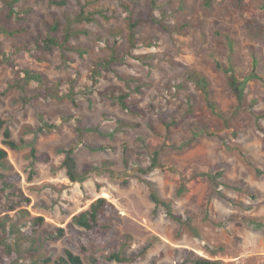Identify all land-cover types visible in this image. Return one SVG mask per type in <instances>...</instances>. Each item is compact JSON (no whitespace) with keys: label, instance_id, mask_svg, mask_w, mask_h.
Segmentation results:
<instances>
[{"label":"rangeland","instance_id":"374dc122","mask_svg":"<svg viewBox=\"0 0 264 264\" xmlns=\"http://www.w3.org/2000/svg\"><path fill=\"white\" fill-rule=\"evenodd\" d=\"M65 1L0 0V122L21 146L0 137V222L42 216L51 232L107 193L119 213L106 254L135 260L103 264H182L186 251L264 264V0ZM81 8L91 20L75 21ZM70 27L88 35L65 43ZM37 38L61 45L39 49ZM191 73L208 79L219 115ZM121 92L142 115L121 108ZM79 247L66 238L45 251Z\"/></svg>","mask_w":264,"mask_h":264},{"label":"trees","instance_id":"16d2710c","mask_svg":"<svg viewBox=\"0 0 264 264\" xmlns=\"http://www.w3.org/2000/svg\"><path fill=\"white\" fill-rule=\"evenodd\" d=\"M52 4L58 6H65V0H50ZM102 14V10L100 11ZM89 15L85 16V9L81 8V11L77 15L75 21L91 20ZM95 19V18H93ZM142 21H147L143 19ZM138 26V25H136ZM7 34H16L20 30L5 29L2 31ZM78 33H84L88 35L87 31L76 30L72 31L71 27L65 34V43L70 41L73 36ZM37 47L41 49V45L47 51H53L55 47H59L61 43L56 38H47L44 41L41 38H37ZM233 51V47L230 44V52ZM84 52H90L88 50H81V54ZM102 66V65H101ZM231 76L229 83L235 90L237 99L242 101L244 99V91L242 84L237 80L235 70L230 68ZM27 82L37 81L43 83L44 77L39 73H33L31 71H24ZM189 79L193 80L197 87L200 88L201 92L205 97L206 104L211 108L214 114L219 115V109L216 102L213 100L211 95V89L209 87V81L205 76H201L197 73H191L188 76ZM115 100L119 103L124 111L129 112L133 116L142 115V110L139 108L140 101L132 99L131 94L121 92L115 97ZM168 110V109H166ZM166 112H161L162 124H166ZM165 116V117H164ZM5 123L0 122V129H3V133L0 137L3 138L2 144L13 151L20 150L21 146L12 138L11 130L4 127ZM33 157H35V150L32 151ZM42 160H47L46 156L41 157ZM8 152L7 150L0 148V167L7 169ZM65 166L68 170L69 177L76 181V163L73 158V153L70 151L67 153L65 160ZM19 177V176H18ZM26 215H30L28 211L23 210ZM119 212L116 206L104 197L98 198L87 208L77 214H75L70 222L65 227H54L53 231H48L44 228L46 221L42 216L32 217L30 224L24 223L21 227H17L15 224L10 223L6 228V222H0V248L2 254L0 255V264H84L83 256L89 259L91 264H103L107 261H117L119 263L129 262L135 260V258H126L119 252H112L106 254L107 243L109 242L113 232L112 225L109 221V217L117 215ZM22 228L26 229L22 231ZM7 233L9 234L8 236ZM16 234V238L8 240L10 236ZM75 239L80 242L79 252L76 253L70 249H64L62 255L54 259L52 256L46 254V245L51 240H63V239ZM220 264L219 261L212 260L192 251H186L184 261L182 264Z\"/></svg>","mask_w":264,"mask_h":264},{"label":"bare ground","instance_id":"6f19581e","mask_svg":"<svg viewBox=\"0 0 264 264\" xmlns=\"http://www.w3.org/2000/svg\"><path fill=\"white\" fill-rule=\"evenodd\" d=\"M103 197H105V198H110L109 194H107V193H105V194L103 195Z\"/></svg>","mask_w":264,"mask_h":264}]
</instances>
